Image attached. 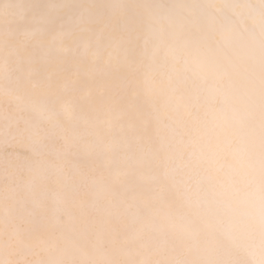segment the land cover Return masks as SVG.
<instances>
[{
  "label": "snow or ice",
  "instance_id": "1",
  "mask_svg": "<svg viewBox=\"0 0 264 264\" xmlns=\"http://www.w3.org/2000/svg\"><path fill=\"white\" fill-rule=\"evenodd\" d=\"M74 34L75 51L96 62L102 50L107 68L126 71L117 91L89 107L133 134V154L112 161L122 168L123 215L140 221L124 240L126 264H155L162 244L169 264H264V0H0V105L36 118L35 158L23 165L33 180L51 173L40 124L60 129L64 155L80 146L71 118L76 82H54L42 62ZM158 59L171 63L159 88ZM18 205L0 208V253L16 257L0 255V264H62L41 259L66 251L62 231L34 210L14 215Z\"/></svg>",
  "mask_w": 264,
  "mask_h": 264
},
{
  "label": "bare ground",
  "instance_id": "2",
  "mask_svg": "<svg viewBox=\"0 0 264 264\" xmlns=\"http://www.w3.org/2000/svg\"><path fill=\"white\" fill-rule=\"evenodd\" d=\"M93 2L102 3L104 0ZM129 2L167 6L177 0ZM180 2L219 5L223 0ZM251 2L256 3L257 0ZM160 26L166 35L168 21L161 20ZM77 36L65 37L61 45L53 46L52 55L42 58V62L47 61L46 67L53 74L54 82L62 78L76 82L77 86L71 94L76 98L78 108L71 118L80 137V146H86L87 154L78 146L72 149L71 154L64 155L60 129L46 122L40 124L39 127L50 136L46 141L45 159L51 173L47 180L31 179L23 165L35 158L29 126L36 123V118L29 111L18 112L7 102L3 103L0 105V208H7L13 199L19 200L22 206H17L14 215L26 216L34 210L36 219L42 220L45 227L57 226L62 231L67 241L66 251L42 256L44 261L51 258L62 264H126L124 240L139 226L140 221L123 215V208L119 206L120 181L117 179V172L122 168L117 169L112 161L123 162L125 155L133 154V134L127 131L126 126L121 130L117 124L109 125L102 114L89 112L90 106L99 107L110 92L118 90L126 71L123 68H107L102 50L96 62L90 54L81 55L82 48L75 51ZM244 39L241 38V42ZM170 72L171 63L158 59L153 72L158 88L167 84ZM9 121L13 122L12 127H9ZM126 145L130 146L128 151L125 150ZM106 148L109 151L104 155L102 151ZM58 208L67 210L69 215L58 216ZM160 248L163 254L154 257L155 264H169L173 254L166 245L162 244ZM0 255L6 260L16 258L9 257L7 251Z\"/></svg>",
  "mask_w": 264,
  "mask_h": 264
}]
</instances>
